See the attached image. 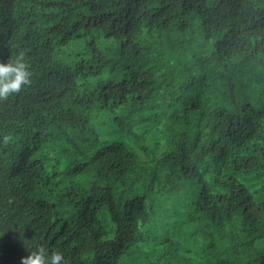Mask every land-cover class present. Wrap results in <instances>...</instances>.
<instances>
[{"label":"trees","instance_id":"16d2710c","mask_svg":"<svg viewBox=\"0 0 264 264\" xmlns=\"http://www.w3.org/2000/svg\"><path fill=\"white\" fill-rule=\"evenodd\" d=\"M21 53L0 264H264V0H0Z\"/></svg>","mask_w":264,"mask_h":264},{"label":"clouds","instance_id":"9594fccd","mask_svg":"<svg viewBox=\"0 0 264 264\" xmlns=\"http://www.w3.org/2000/svg\"><path fill=\"white\" fill-rule=\"evenodd\" d=\"M31 76L32 73L22 53L14 61L0 62V98L20 92L25 85L31 83ZM11 139V136H4V143ZM22 264H68V261L63 252L54 251L49 255L47 250L41 247L22 257Z\"/></svg>","mask_w":264,"mask_h":264}]
</instances>
